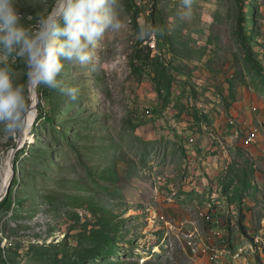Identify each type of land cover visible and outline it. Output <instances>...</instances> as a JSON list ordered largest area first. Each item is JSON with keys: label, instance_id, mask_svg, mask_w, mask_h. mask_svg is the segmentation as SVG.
<instances>
[{"label": "rangeland", "instance_id": "1", "mask_svg": "<svg viewBox=\"0 0 264 264\" xmlns=\"http://www.w3.org/2000/svg\"><path fill=\"white\" fill-rule=\"evenodd\" d=\"M54 2L17 7L29 25ZM120 4L125 27L105 33L95 70L64 62L78 100L37 91L25 142L0 136V177L20 147L0 203V264H212L209 248L226 240H212L210 212L231 235L224 261L264 264V0H194L187 19L180 0ZM141 24L156 37L138 40ZM11 63L24 83L23 64ZM185 111L194 122L176 116ZM250 129L262 135L242 146ZM209 159L215 174L204 171Z\"/></svg>", "mask_w": 264, "mask_h": 264}, {"label": "clouds", "instance_id": "2", "mask_svg": "<svg viewBox=\"0 0 264 264\" xmlns=\"http://www.w3.org/2000/svg\"><path fill=\"white\" fill-rule=\"evenodd\" d=\"M180 3L179 17L190 18L194 0ZM120 10V0H55L51 11L26 25L17 0H0V136L25 134L33 111L30 85H44L78 100L79 86L62 78L64 62L95 70L96 49L105 33L125 27ZM156 35L154 26L141 24L136 38L150 40ZM12 61L23 64L24 83L19 82Z\"/></svg>", "mask_w": 264, "mask_h": 264}, {"label": "built area", "instance_id": "3", "mask_svg": "<svg viewBox=\"0 0 264 264\" xmlns=\"http://www.w3.org/2000/svg\"><path fill=\"white\" fill-rule=\"evenodd\" d=\"M231 125H235V123L233 121L230 122ZM258 135H262L261 131L260 134H253L251 133V129L250 131L246 134V140L249 144H256L257 142V136ZM194 141V140H191ZM208 219H209V225H210V235L212 237V240H226L225 245L223 247H216L215 245H211V247L209 248V257L208 259L212 261V264H234V262L236 261H224L222 258V251H229V252H235L233 251L232 247H231V242L229 239H231V235L229 233V229L228 226H225V221L224 219L221 217L220 213L217 214L216 212H210L208 214ZM224 222V223H223ZM194 243H196V241H193ZM257 242V238H255L253 240V245L255 247H258ZM193 243H190V245H192ZM193 247V248H192ZM191 248L194 250L195 246H191ZM253 248V247H252ZM199 251V249H198ZM237 254H243V250L237 251Z\"/></svg>", "mask_w": 264, "mask_h": 264}, {"label": "bare ground", "instance_id": "4", "mask_svg": "<svg viewBox=\"0 0 264 264\" xmlns=\"http://www.w3.org/2000/svg\"><path fill=\"white\" fill-rule=\"evenodd\" d=\"M37 87L35 85H30V92H31V104L33 105V111L31 113V115L28 117V121H27V129L25 130V134L22 136L25 142V139L28 138V135L31 132V129L33 127V125L36 122L37 119V115H38V106H39V96L37 95ZM21 139V137H20ZM23 142V143H24ZM22 144V143H21ZM13 152L14 150L12 149L6 159L4 160V163H2V170H1V177H0V200L1 198L4 197L6 191L10 189L12 180H13V176H14V160L12 158L13 156ZM18 154V152H17ZM16 154V155H17ZM225 253H227V251H225ZM236 256L238 255H232L230 256L231 259L236 258Z\"/></svg>", "mask_w": 264, "mask_h": 264}, {"label": "trees", "instance_id": "5", "mask_svg": "<svg viewBox=\"0 0 264 264\" xmlns=\"http://www.w3.org/2000/svg\"><path fill=\"white\" fill-rule=\"evenodd\" d=\"M243 28H244L243 21L240 20L239 28H238L239 29V36H240V39L242 41V45H243V47H244V49L246 51L247 60L250 63H253L254 65H256V60L253 57V55H255V52L253 51V47L251 46L250 39L245 34V31H244ZM155 62H156V64H158V62H160V60H158V59L155 58ZM259 66H261V65H259ZM260 68H262V67H260ZM162 71H163V69H158L157 70V67H156V73L159 76L158 79L160 81L163 80V78H162L161 75L164 74V73ZM163 82H165V81H162L161 83H163ZM42 86H43V89L42 90H41V88H38L37 89L38 93H41V94H45V93L47 94V93H49V88H47L44 85H42ZM171 87H173L171 84H168L167 85V88H169L170 93L169 92L167 93V97H166L167 99H166V105H165V107L169 106V103H170V100H171L170 97H172V93H171L172 88ZM39 113H40V116H42V113H41L40 108H39ZM48 119L50 120V118H48Z\"/></svg>", "mask_w": 264, "mask_h": 264}, {"label": "crops", "instance_id": "6", "mask_svg": "<svg viewBox=\"0 0 264 264\" xmlns=\"http://www.w3.org/2000/svg\"><path fill=\"white\" fill-rule=\"evenodd\" d=\"M152 48H154V51H153V53H152V57L153 58H155L157 55H158V51H157V48H156V45L155 44H153L152 45ZM180 103L181 102H183V99L182 100H180L179 101ZM181 104H183L184 105V103H181ZM176 105V104H175ZM175 105H174V102L171 104V106L173 107H175ZM236 104L234 103V106H235ZM185 106V105H184ZM168 110H172V109H170V108H168ZM176 112V111H175ZM204 112H207V111H204ZM231 114H232V112H231ZM190 114L187 112V111H185V112H183V113H180V112H177V115L176 116H180V117H184V118H186V117H189L190 119H192L190 116H189ZM176 118H178V117H176ZM187 120H190V119H188V118H186ZM196 120V119H195ZM192 121H193V119H192ZM194 122V121H193ZM201 123L202 122H199V124L201 125ZM196 124V123H195ZM194 125V124H193ZM203 136H205V135H203V134H199V137H201V139H202V137ZM204 138V137H203ZM201 139H199V142L200 141H203V140H201ZM226 139H228V138H226ZM230 139V138H229ZM239 139V138H238ZM264 140V138H262V141ZM198 142V143H199ZM203 142H205L204 143V146L206 145L207 146V142L206 141H203ZM241 145L242 146H244V145H249V143L247 142V140H246V138L244 139V138H242V140H241ZM225 154L226 153H220V156H225ZM219 156V157H220ZM209 162H204V165H202L205 169H204V171L206 172V173H208L209 174V172H213V174H215L216 173V171L215 170H217L216 168L218 167V165L217 166H213V165H211V164H209L211 161H213V159H209L208 160ZM208 166V167H207ZM200 174V173H199ZM212 174V175H213ZM210 175V174H209ZM215 177V176H214Z\"/></svg>", "mask_w": 264, "mask_h": 264}, {"label": "water", "instance_id": "7", "mask_svg": "<svg viewBox=\"0 0 264 264\" xmlns=\"http://www.w3.org/2000/svg\"><path fill=\"white\" fill-rule=\"evenodd\" d=\"M22 139H23V137H21L20 145H21V143L23 142ZM19 148H20V147H18L17 149L14 150V152H13V156H12L13 160H14V158H15V156H16V153L19 151ZM13 172H14V175H15V170H14V169H13ZM7 195H8V190L6 191L4 197L1 198L0 203L4 200V198H5Z\"/></svg>", "mask_w": 264, "mask_h": 264}]
</instances>
